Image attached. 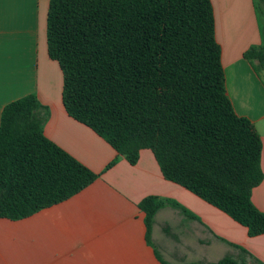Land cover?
Segmentation results:
<instances>
[{"label":"trees","instance_id":"trees-1","mask_svg":"<svg viewBox=\"0 0 264 264\" xmlns=\"http://www.w3.org/2000/svg\"><path fill=\"white\" fill-rule=\"evenodd\" d=\"M47 40L69 115L131 164L151 149L165 178L228 213L249 235L264 234V211L252 200L264 179L263 142L228 95L211 0H51ZM245 58L264 72V42ZM40 105L30 94L2 111L0 218L30 216L98 177L45 136ZM167 203L188 212L148 196L140 203L148 232ZM193 264L249 263L226 256Z\"/></svg>","mask_w":264,"mask_h":264},{"label":"crops","instance_id":"crops-1","mask_svg":"<svg viewBox=\"0 0 264 264\" xmlns=\"http://www.w3.org/2000/svg\"><path fill=\"white\" fill-rule=\"evenodd\" d=\"M51 0H0V122L4 107L34 94L43 131L98 174L70 198L18 220L0 218V264H193L226 256L264 264V234L163 175L154 152L140 150L136 164L63 103V72L48 51ZM222 50L228 95L236 113L248 117L263 142L264 78L245 52L264 42L258 0H211ZM115 163L108 167V165ZM172 200L155 214L150 232L141 201ZM264 211V179L252 193Z\"/></svg>","mask_w":264,"mask_h":264},{"label":"rangeland","instance_id":"rangeland-1","mask_svg":"<svg viewBox=\"0 0 264 264\" xmlns=\"http://www.w3.org/2000/svg\"><path fill=\"white\" fill-rule=\"evenodd\" d=\"M262 76H263V78H264V72H262Z\"/></svg>","mask_w":264,"mask_h":264}]
</instances>
